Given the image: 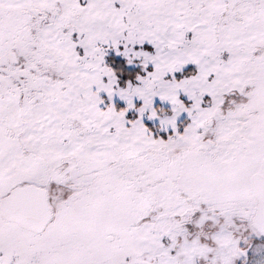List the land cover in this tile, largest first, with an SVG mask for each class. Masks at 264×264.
<instances>
[{"label": "snow or ice", "instance_id": "6c2138e0", "mask_svg": "<svg viewBox=\"0 0 264 264\" xmlns=\"http://www.w3.org/2000/svg\"><path fill=\"white\" fill-rule=\"evenodd\" d=\"M0 264H264V0H0Z\"/></svg>", "mask_w": 264, "mask_h": 264}]
</instances>
